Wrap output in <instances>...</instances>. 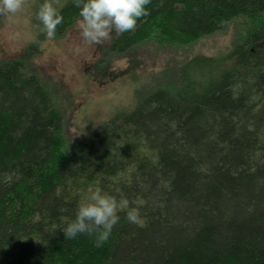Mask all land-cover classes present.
Returning a JSON list of instances; mask_svg holds the SVG:
<instances>
[{"label":"trees","instance_id":"16d2710c","mask_svg":"<svg viewBox=\"0 0 264 264\" xmlns=\"http://www.w3.org/2000/svg\"><path fill=\"white\" fill-rule=\"evenodd\" d=\"M111 51L187 47L234 21L218 57L182 63L134 110L70 146L50 91L25 59L0 62V264H264V0H149ZM56 37L76 22L69 0ZM35 49L30 47L28 50ZM121 209L97 247L65 238L87 190Z\"/></svg>","mask_w":264,"mask_h":264},{"label":"rangeland","instance_id":"374dc122","mask_svg":"<svg viewBox=\"0 0 264 264\" xmlns=\"http://www.w3.org/2000/svg\"><path fill=\"white\" fill-rule=\"evenodd\" d=\"M68 1L55 0V4L61 10ZM41 2L23 0L11 19L0 14V62L27 60L28 71L40 77L60 109L63 135L70 146L119 114L134 110L160 85H173L186 60L228 52L239 33L240 22L234 21L191 46L147 42L118 55L110 50L118 34L103 45H85L75 23L63 35L49 39L35 18ZM30 47L35 49L29 51Z\"/></svg>","mask_w":264,"mask_h":264},{"label":"clouds","instance_id":"9594fccd","mask_svg":"<svg viewBox=\"0 0 264 264\" xmlns=\"http://www.w3.org/2000/svg\"><path fill=\"white\" fill-rule=\"evenodd\" d=\"M73 3L79 9L74 27L83 43L99 46L110 41L113 33L135 30L138 19L147 14L149 0H73ZM22 6L23 0H0V14L11 19ZM35 18L49 39L55 37L57 26L63 22L55 0H42ZM121 209L126 210L128 222L137 225L143 222L138 207L128 206L126 200L117 199L100 187H90L78 202L74 217L63 224L61 232L69 239L87 235L100 247L109 240L120 221Z\"/></svg>","mask_w":264,"mask_h":264}]
</instances>
